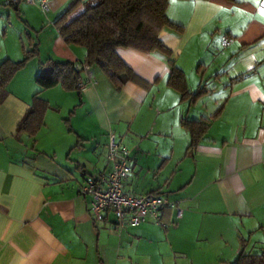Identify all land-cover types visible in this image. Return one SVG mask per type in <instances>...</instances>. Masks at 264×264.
<instances>
[{
  "label": "crops",
  "instance_id": "obj_1",
  "mask_svg": "<svg viewBox=\"0 0 264 264\" xmlns=\"http://www.w3.org/2000/svg\"><path fill=\"white\" fill-rule=\"evenodd\" d=\"M9 1L0 0V64L32 55L0 87V264H232L264 253V0H169L181 26L159 33L169 52L118 48L136 77L120 87L58 32V18L85 0H50L47 13ZM11 17L29 47L8 41ZM59 61L81 65L75 88L40 90L36 76ZM172 65L185 97L169 83ZM36 92L48 104L42 123L18 132ZM183 119L208 124L194 146ZM109 131L130 152L124 191L176 202L179 220L165 207L163 226L116 229L109 211L92 222L79 190L111 170Z\"/></svg>",
  "mask_w": 264,
  "mask_h": 264
},
{
  "label": "trees",
  "instance_id": "obj_2",
  "mask_svg": "<svg viewBox=\"0 0 264 264\" xmlns=\"http://www.w3.org/2000/svg\"><path fill=\"white\" fill-rule=\"evenodd\" d=\"M11 4V0L9 1ZM169 0H85L76 1L56 21L58 32L69 45H78L85 49L84 64L102 70L116 87L127 80H135L134 74L127 71L124 62L116 53L118 48H132L142 52L155 50L169 52L161 43L159 33L163 27L181 29L171 22L166 14ZM82 9L74 16L69 14L78 5ZM32 52L8 66L0 64V87H3L13 74L29 59ZM47 74H38L36 83L40 90L61 84L74 89L80 80V67L69 61L50 62ZM169 83L185 97L187 89L183 73L175 65L169 74ZM47 102L36 92L32 102L20 120L17 130L31 134L42 123ZM182 125L191 133V146H194L208 124L183 119ZM232 264H264V253L240 254Z\"/></svg>",
  "mask_w": 264,
  "mask_h": 264
},
{
  "label": "built area",
  "instance_id": "obj_3",
  "mask_svg": "<svg viewBox=\"0 0 264 264\" xmlns=\"http://www.w3.org/2000/svg\"><path fill=\"white\" fill-rule=\"evenodd\" d=\"M25 2L37 7L41 12L49 11L50 0H11V4ZM230 37L223 35L221 45L228 46ZM87 82H79L78 88L85 87ZM129 149L109 131L107 134L106 158L111 170L105 174L88 176L80 186L79 194L89 198V216L93 223L101 220L102 213L109 211L114 216V228L137 226L146 221H154L163 226L161 211L172 207L175 218L182 217V210L176 202L169 201L156 194H130L123 189V180L130 172Z\"/></svg>",
  "mask_w": 264,
  "mask_h": 264
},
{
  "label": "rangeland",
  "instance_id": "obj_4",
  "mask_svg": "<svg viewBox=\"0 0 264 264\" xmlns=\"http://www.w3.org/2000/svg\"><path fill=\"white\" fill-rule=\"evenodd\" d=\"M20 3H25V2H20ZM25 4H28V3H25ZM28 5H31V4H28ZM31 6H33V5H31ZM35 8H37V7H35ZM10 21H11L10 25L8 23H5V25L3 27V30L5 31V27L9 25L8 28H6L7 33H8V41L9 42L15 41L18 43V41L20 39V40H22L25 47H29V41H28V38L26 37L25 30L23 29L24 24H23L22 20H20L19 18L11 17ZM0 32H2L1 29H0Z\"/></svg>",
  "mask_w": 264,
  "mask_h": 264
},
{
  "label": "water",
  "instance_id": "obj_5",
  "mask_svg": "<svg viewBox=\"0 0 264 264\" xmlns=\"http://www.w3.org/2000/svg\"><path fill=\"white\" fill-rule=\"evenodd\" d=\"M79 65L78 64H75V67H78Z\"/></svg>",
  "mask_w": 264,
  "mask_h": 264
}]
</instances>
